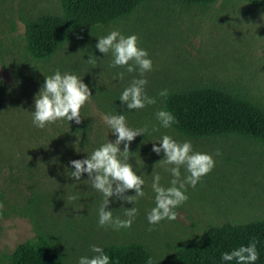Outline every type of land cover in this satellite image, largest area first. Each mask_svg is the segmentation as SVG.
<instances>
[{
	"label": "rangeland",
	"instance_id": "obj_1",
	"mask_svg": "<svg viewBox=\"0 0 264 264\" xmlns=\"http://www.w3.org/2000/svg\"><path fill=\"white\" fill-rule=\"evenodd\" d=\"M61 11L60 0H0V264H10L15 247L40 231L58 246L67 264H78L81 257L95 255L91 245L141 242L156 258H164L212 225L264 218V143L240 135L188 137L173 125L164 128L156 118L163 110L159 93L164 89L216 84L245 90L264 104V7L248 0H146L132 13L75 36L51 57L36 60L26 50V18ZM113 30L137 35L139 47L148 52L153 69L144 74L145 92L155 104L128 110L119 100L140 74L111 67V52L104 55L96 48L98 39ZM89 56L99 58L95 66L86 62ZM57 69L77 75L91 90L80 113V124L91 126L85 135L73 131L74 121L58 120L43 129L33 125L35 96ZM119 72L124 78L114 79ZM102 99L104 109L97 103ZM119 114L128 116V127L147 125L148 132L134 139L141 149L128 160L145 181V196L134 204L109 198L106 211L114 218L127 219L125 209L138 210L131 228L114 230L99 227L103 194L92 187L87 173L75 181L70 161L86 159L108 140L114 142L102 117ZM164 135L190 141L194 152L213 156L215 167L195 189L186 185L188 200L175 209L177 220L152 226L147 215L155 207L153 176L159 174L164 187L173 179L167 170L172 166L158 163L164 153L152 151ZM186 175L182 167L181 178Z\"/></svg>",
	"mask_w": 264,
	"mask_h": 264
},
{
	"label": "trees",
	"instance_id": "obj_2",
	"mask_svg": "<svg viewBox=\"0 0 264 264\" xmlns=\"http://www.w3.org/2000/svg\"><path fill=\"white\" fill-rule=\"evenodd\" d=\"M60 1L61 12H45L25 20L26 50L36 60L51 57L62 44L75 36L132 13L146 0ZM179 1L210 4L218 0ZM248 1L264 7V0ZM97 103L104 109V99ZM162 108L172 113L177 121L172 125L185 136L240 135L264 143V104L257 102L245 90L230 91L216 84L190 86L168 92L167 97H163ZM90 130L87 123L73 129L84 135ZM97 138L100 142V137ZM140 149L138 142H131V153ZM252 241L256 242L259 253L255 264H264V218L212 225L187 240L175 254L164 258H156L145 244L135 241L110 243L103 249L111 264H147L149 257L153 264H235V261H223L222 253L241 245L247 246ZM9 260L10 264H67L58 246L41 231L20 242L9 254Z\"/></svg>",
	"mask_w": 264,
	"mask_h": 264
},
{
	"label": "clouds",
	"instance_id": "obj_3",
	"mask_svg": "<svg viewBox=\"0 0 264 264\" xmlns=\"http://www.w3.org/2000/svg\"><path fill=\"white\" fill-rule=\"evenodd\" d=\"M96 48L104 55L111 52L113 57L111 67L124 68L128 73L139 70L140 78L132 79L130 85L119 97L122 105H125L128 110H139L156 103V99L148 96L145 92L148 81L144 78V74L152 71L153 63L148 52L139 47L137 35L124 36L119 31L113 30L98 39ZM98 59L97 56H89L86 62L95 66ZM124 74V72H119L114 79L122 80ZM159 95L167 97V89L162 90ZM91 97L90 88L81 78L74 74H62L57 69L53 75L45 77L43 86L35 96V110L32 113L33 125L43 129L58 120L74 121L79 125L82 122L81 109L90 102ZM156 118L164 128H169L177 122L171 112L164 110L158 111ZM102 119L116 137L115 141L108 140L86 159L70 161L75 169L71 176L75 181H79L82 175L87 173L92 187L103 194V203L99 208V227L111 226L114 230L128 229L131 228L138 214L135 207L125 209L127 219L114 218L113 212L106 211V208L109 206L111 197L134 204L139 198L145 196L143 191L145 181L133 170L128 160L131 154V142L138 135L147 133L148 126L132 129L127 126L126 117L123 114L104 115ZM153 130L158 131L159 129L154 128ZM121 144H123V151L120 148ZM159 145L156 146L154 143L152 151L157 155L161 152L164 153V159L158 163L172 166L167 170L173 179L170 181L171 186L164 187L160 184L159 174L153 176L152 190L155 193V207L147 215L148 223L152 226L165 219L177 220L178 213L175 209L188 200L186 185L195 189L202 178L215 167L213 156L194 152L190 141L180 143L172 137L164 135ZM216 155H220L219 151ZM182 167L187 173L183 178H181ZM129 190H134L135 194L126 195ZM3 207L4 205L0 203V210ZM149 230L153 229L150 227ZM90 250L95 255L81 257L78 264H111L110 257L103 248L91 245ZM258 258L259 253L255 241L250 242L247 246L241 245L230 252H224L221 256L223 261H235V264H255ZM147 264H153L151 257Z\"/></svg>",
	"mask_w": 264,
	"mask_h": 264
}]
</instances>
